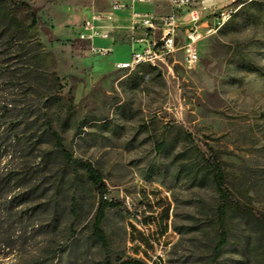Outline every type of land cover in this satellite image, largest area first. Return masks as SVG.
<instances>
[{"label": "rangeland", "instance_id": "1", "mask_svg": "<svg viewBox=\"0 0 264 264\" xmlns=\"http://www.w3.org/2000/svg\"><path fill=\"white\" fill-rule=\"evenodd\" d=\"M91 1L0 0V13L21 27L11 47L0 37V105L25 104L30 116L17 131L22 150L1 146L0 171L23 175L38 164L42 183L33 201L3 208L0 200V224L7 213L16 219L0 227V264H103L107 256L113 264H264V222L240 213L227 218L226 245L212 260L217 192L205 164L211 147L235 197L264 213V0H235L234 15L200 42L193 68L177 49L169 67L131 71L115 67L124 53L93 55L76 39ZM230 3L205 0L203 14ZM166 5L148 8L163 14ZM44 115L72 157L102 175L113 203L102 222L107 248L92 236L98 195L85 170L40 137Z\"/></svg>", "mask_w": 264, "mask_h": 264}, {"label": "trees", "instance_id": "2", "mask_svg": "<svg viewBox=\"0 0 264 264\" xmlns=\"http://www.w3.org/2000/svg\"><path fill=\"white\" fill-rule=\"evenodd\" d=\"M32 21L38 22L36 20V10L31 9ZM21 27L18 23V20L14 17H10L8 14L0 13V37H5V45L8 47L15 44L13 42V36L19 33ZM23 49V46L21 47ZM26 53V52H25ZM28 53V52H27ZM5 70V69H3ZM50 86H46L45 90L48 91V94L51 92L48 90ZM27 105L21 106L19 103H10L6 102L0 105V149L1 146H4L7 150L8 148L15 153L22 150L23 137L19 135L18 130L20 128H28V118L29 113L27 112ZM42 105H40V108ZM43 124L45 129L40 134L41 138H48L50 142L53 143L56 152L65 160L68 165L76 164L81 166L87 175V178L92 183L97 195H98V204L95 211V215L92 221V236L93 238L100 243L103 248H107L108 242L106 235L102 228V222L106 215V210L109 206L113 205L112 202L107 201L105 198L108 189L103 181L101 173L93 166L91 162L82 161L74 159L71 153L65 149L63 140L59 132L52 126L51 120L44 115ZM23 126V127H22ZM22 133V132H21ZM45 136V137H43ZM45 142V141H44ZM158 151L163 148V144H157ZM208 156L205 157V164L208 168L211 180L217 192V204L215 207V216L217 222V241L213 247L211 257L215 261L219 255L221 249L226 245L228 239V229L226 225L227 218L233 213H240L246 216H249L256 221L264 222V213L256 210L255 208L243 203L237 199L234 193L227 186L226 175L222 167V162L218 154L211 148H207ZM5 156L9 158L13 157L11 152H6ZM38 155L40 160H44L46 155ZM40 172L38 164L35 166H26L23 169V175L21 173H14L9 169L0 171V200L2 203L6 204V207L9 208L16 201L18 204L28 203L35 200L37 192L41 188V182L38 179ZM22 176V177H21ZM31 176V177H30ZM35 176V177H32ZM29 177V178H28ZM15 180V181H14ZM14 182V183H13ZM12 188H24L22 193H19L17 196H11ZM52 201V198L49 200ZM43 205H35L32 208L34 214L37 212H43ZM40 210V211H39ZM32 213V214H33ZM8 213L6 214V220L1 221L0 227L5 223L8 227L12 226L16 222L14 216ZM22 219L20 218V222ZM103 264H113L112 259L107 256ZM120 264H144L136 261H123Z\"/></svg>", "mask_w": 264, "mask_h": 264}, {"label": "built area", "instance_id": "3", "mask_svg": "<svg viewBox=\"0 0 264 264\" xmlns=\"http://www.w3.org/2000/svg\"><path fill=\"white\" fill-rule=\"evenodd\" d=\"M150 0H109V5L101 11H94L76 25V39L85 42L93 55H108L113 46L97 45L96 39H110L114 43V33L125 32L130 55L127 60L115 63V67L131 71L139 66L161 68L168 66V60L180 49L182 64L193 68L200 55V42L216 33L236 12L232 3L211 9L206 15L205 0H169V10L156 15L148 11H137L135 3ZM131 8L127 25L115 21L117 11ZM169 67V66H168Z\"/></svg>", "mask_w": 264, "mask_h": 264}, {"label": "crops", "instance_id": "4", "mask_svg": "<svg viewBox=\"0 0 264 264\" xmlns=\"http://www.w3.org/2000/svg\"><path fill=\"white\" fill-rule=\"evenodd\" d=\"M124 1L127 3L130 2V0H124ZM91 2H92L91 4H88V12L83 18H85L91 12L104 10L109 5V0H92ZM152 2L149 1V3L148 2L147 3H135L133 9L137 11H148V12L156 14L155 12L149 10L150 8H148V5H150ZM166 7H167L166 8L167 11L165 13H167L169 10V0H167ZM130 13H131V8L117 11L115 13V21L118 24L127 25L130 20ZM156 15H161V14H156ZM113 36H114V43H112L110 39H96L95 44L109 45V46L112 45L113 52L119 51L121 53H124L120 57H118L114 63L127 60L130 55V49H129V45H128V42L125 36V32H116L114 33Z\"/></svg>", "mask_w": 264, "mask_h": 264}]
</instances>
